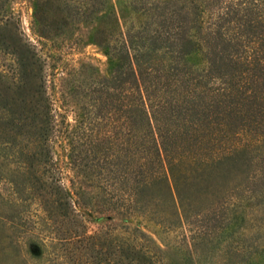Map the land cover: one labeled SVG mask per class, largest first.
<instances>
[{"label": "trees", "instance_id": "16d2710c", "mask_svg": "<svg viewBox=\"0 0 264 264\" xmlns=\"http://www.w3.org/2000/svg\"><path fill=\"white\" fill-rule=\"evenodd\" d=\"M88 43L105 68L64 60ZM56 146L102 192L95 207ZM0 168L64 225L44 264H172L127 229L73 223L166 197L194 244L223 235L231 264H264V0H0Z\"/></svg>", "mask_w": 264, "mask_h": 264}, {"label": "rangeland", "instance_id": "374dc122", "mask_svg": "<svg viewBox=\"0 0 264 264\" xmlns=\"http://www.w3.org/2000/svg\"><path fill=\"white\" fill-rule=\"evenodd\" d=\"M20 7L23 28L29 34L30 10L24 4ZM64 60L68 63L74 62V65L82 60L100 69L106 66V55L94 43H88L79 50L66 54ZM78 111V102L72 97L68 109L69 119L78 117ZM55 151L63 165L65 185L72 191L74 187L81 186L95 194L88 199L91 203L86 207H95L97 202L103 201L102 192L78 168L69 163L64 148L56 146ZM13 190L8 181L0 180V248H6V253L0 250V264H25V257L33 263L44 264L53 250L64 251V244L59 238L64 225L56 226L50 221L27 186L17 194ZM72 200L77 204L76 195L73 193ZM142 203L144 211L140 207L135 213L111 219L102 212L93 210V213L88 214L86 211L83 216H74L73 223L81 228L79 224L84 218L87 232H97L113 226H117L118 232L131 231L138 236L139 242L150 249L149 253H155L157 259L158 251L163 249L162 255L172 264H231L242 261L239 254L224 253L223 243L226 238L223 235L218 234L212 240L205 239L204 243L194 244L188 221L184 215L177 214L178 209L172 205L169 197L163 202H158L157 198ZM79 205L84 206L80 203L76 206ZM95 213L100 217L95 218Z\"/></svg>", "mask_w": 264, "mask_h": 264}]
</instances>
